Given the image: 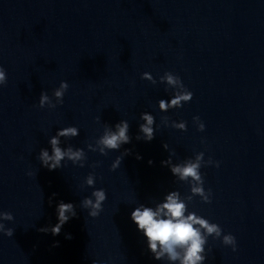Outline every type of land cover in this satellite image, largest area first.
Instances as JSON below:
<instances>
[{
  "label": "water",
  "instance_id": "water-1",
  "mask_svg": "<svg viewBox=\"0 0 264 264\" xmlns=\"http://www.w3.org/2000/svg\"><path fill=\"white\" fill-rule=\"evenodd\" d=\"M0 65V211L14 217L4 221L14 235L0 233V264H169L153 257L131 213L171 191L191 194L161 164L172 151L173 163L199 152L220 162L200 169L211 203L195 196L188 211L233 235L236 251L209 236L203 264H264V0H0ZM165 72L193 98L161 112L158 102L174 94L160 82ZM61 81L69 84L63 104L39 108L41 92L51 97ZM144 112L155 118L151 141L136 139ZM165 116L187 130L164 126ZM121 120L130 143L89 151L105 124ZM69 126L79 135L61 147L82 148L85 165L65 160L50 171L39 152L51 153L49 139ZM90 173L93 187L84 183ZM101 188L107 199L93 218L80 203ZM60 201L77 215L59 235L38 231L58 223Z\"/></svg>",
  "mask_w": 264,
  "mask_h": 264
},
{
  "label": "clouds",
  "instance_id": "clouds-1",
  "mask_svg": "<svg viewBox=\"0 0 264 264\" xmlns=\"http://www.w3.org/2000/svg\"><path fill=\"white\" fill-rule=\"evenodd\" d=\"M142 79L156 84L154 77L144 72ZM161 83H166L168 88L174 90L173 97L170 101L161 99L158 102L159 110L167 112L169 109H176L183 106L184 103L190 102L193 98V93L189 91L183 84L181 78L171 72H165L160 77ZM7 84L6 71L0 65V86ZM69 84L66 81H61L59 87L53 90L50 97L47 92L42 91L39 97L38 107L43 109H55L58 104H63L65 92L68 90ZM97 121L100 117L96 118ZM140 119L143 121L139 125V133L137 140L151 141L155 137V118L153 115L144 112ZM164 126H171L173 128L186 131V122L171 121L167 116L161 118ZM193 123L197 130L203 132L205 124L200 120L199 116L193 117ZM129 122L121 120L115 126L108 124L104 125L103 134L95 140V143L87 145L89 151H98L101 155H107V150H119L123 144L131 142L129 136ZM79 135V129L75 126H69L59 129L55 136H51L49 144L51 153L47 148H42L39 152L38 159L43 167L50 171L61 168L62 161H71L74 165L84 167L87 159L85 151L82 148H73L68 145L66 148L61 147V138L69 139ZM203 143V141H202ZM165 150H169V145H163ZM130 153L129 149L117 156L111 165V170L117 169L124 158ZM175 152L169 154V158L161 162L163 166H167L171 173L182 182H186L190 186V195L182 197L178 191L169 192L163 202L156 203L155 207L145 206L140 204L131 213V220L138 226L147 239L148 249L156 260L166 259L169 264H203L206 257L205 245L209 236L214 239L222 237V243L226 246H231L233 251H236V238L231 234L222 235L221 227L216 223H210L209 220L197 215L195 212L188 211V202L192 201L193 197L199 196L204 203H211L212 192L211 189L207 191L204 188V179L201 174L202 166L215 165L220 166L219 161H213L211 157L207 161L204 160V152H199L194 159H187L181 163H173L172 156ZM137 159H142L137 155ZM152 164L150 160L148 162ZM29 176L33 173L29 172ZM95 174L90 173L84 183L88 187H93L95 184ZM55 195V194H54ZM107 199L104 189H95L90 197L82 199L80 206L88 210L90 217H98L103 211V202ZM58 223L52 227H43L38 229L40 232H51L52 235H59L62 226L68 220L77 215L75 207L72 203H65L60 201L57 205ZM14 217L11 212L0 211V233L4 236L12 237L14 229L6 227L4 221H13ZM66 238L70 239L68 235ZM95 264V262H93Z\"/></svg>",
  "mask_w": 264,
  "mask_h": 264
}]
</instances>
